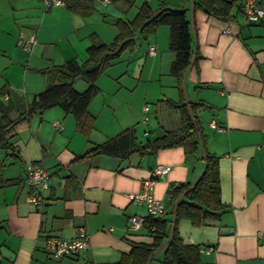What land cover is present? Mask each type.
I'll list each match as a JSON object with an SVG mask.
<instances>
[{"label": "crops", "instance_id": "0c3cea01", "mask_svg": "<svg viewBox=\"0 0 264 264\" xmlns=\"http://www.w3.org/2000/svg\"><path fill=\"white\" fill-rule=\"evenodd\" d=\"M166 1L186 8L189 17V0H93L87 13L65 3L0 0V118L12 121L6 133L11 146L0 148V179L7 180L0 185V264H120L131 243L150 242L144 225L127 229L128 217L147 215L146 206L129 194L139 192L152 169L163 164L169 169L154 180V196L166 203L172 185L192 183L202 170L200 147L193 153L169 147L125 159L107 154L73 158L127 127L143 142L179 126V109L172 103L185 100L182 85L187 101L201 103L196 117L205 149L217 160L225 206L200 223L181 218L179 236L198 245L199 264H264V17L244 20L241 0L227 19L193 7V45L201 57L182 83L169 71L175 56L169 27L159 25L146 37L136 34L133 45L96 79L88 133L58 105L26 114L40 91L62 79L42 70L70 59L81 64L93 42L113 41L118 19L132 20L143 2L156 8ZM259 2L264 6V0ZM31 37L35 40L28 43ZM152 42L157 48L151 56ZM73 85L83 91L88 82L76 78ZM148 97L156 99L143 121ZM212 120L223 130L211 127ZM31 162L50 175L41 210L25 200L30 187L24 172ZM78 226L88 232L87 249L61 259L48 255L46 237L71 239ZM162 256L163 247L157 248L148 264H161Z\"/></svg>", "mask_w": 264, "mask_h": 264}, {"label": "trees", "instance_id": "16d2710c", "mask_svg": "<svg viewBox=\"0 0 264 264\" xmlns=\"http://www.w3.org/2000/svg\"><path fill=\"white\" fill-rule=\"evenodd\" d=\"M92 1L64 0V3L72 10L87 13L92 8ZM237 1L193 0L195 7L219 19L229 18L231 9ZM240 4L238 3V7ZM162 24L169 27V47L175 54L169 71L179 83H182L183 74L189 66L191 57L194 55L191 66L195 67L201 57L198 49H194L187 9L176 7L167 1L160 3L156 8L143 2L132 20L118 19L116 21L118 33L112 42L108 44L93 42L87 49L88 58L81 64L70 59L42 70V72H54L62 79L40 91L27 105L26 114L30 115L58 105L65 112L74 115L78 129L88 133L93 123V116L88 112V104L99 90L96 85L99 73L109 65L112 59L119 56L123 49L133 45L136 34L146 37ZM76 78H83L88 82L86 89L78 91L74 88L73 83ZM172 104L179 109L180 114V124L176 128L166 130L161 136L147 138L142 142L137 140L133 127H127L73 158V161H78L95 154H107L125 159L132 153L154 154L159 149L176 146H181L185 153H193L199 147L202 150L205 170L196 184L191 188H189L190 182L171 186L166 202L167 211L160 216L146 215L144 218L143 225L148 229L152 240L131 243L130 250L122 255L120 264H148L153 251L163 243L170 232L173 205L183 192L176 208L172 236L163 246L161 264H199L198 245L183 242L178 233L177 223L181 218L189 219L192 223H200L214 217L215 212L222 210L225 206L220 199L217 160L205 149V137L196 117V109L201 103L181 100L179 103ZM187 106L190 107L194 119L189 115ZM11 126L12 121L7 117L0 118V148L7 149L11 146L6 137ZM6 182L7 180L0 179V185Z\"/></svg>", "mask_w": 264, "mask_h": 264}, {"label": "built area", "instance_id": "2783aa9c", "mask_svg": "<svg viewBox=\"0 0 264 264\" xmlns=\"http://www.w3.org/2000/svg\"><path fill=\"white\" fill-rule=\"evenodd\" d=\"M45 6L62 5L63 0H42ZM240 12L244 20L251 22H259L264 17V6L259 0H242L240 4ZM34 37L29 38L28 43H33ZM24 49L28 46L24 44ZM157 45L152 42L148 45L147 54L155 55ZM149 104L145 103L142 107L143 121L148 120ZM56 125H59L56 122ZM211 127L218 130H223V127L215 121L210 122ZM168 166L159 164L156 165L151 172V176L146 178L142 183V188L139 192L130 193L129 198L137 204H144L147 209V215L160 216L166 211V203L164 200L154 196V180L164 176L168 171ZM48 170L37 162H31L27 165L24 172V180L30 187V191L25 197V200L41 210L45 203L44 191L49 185ZM144 216L132 215L127 219V229H138L144 223ZM44 249L52 258L61 259L65 256L76 255L89 247V235L84 226H78L75 236L71 239H64L57 236H48L44 239Z\"/></svg>", "mask_w": 264, "mask_h": 264}, {"label": "water", "instance_id": "95a60500", "mask_svg": "<svg viewBox=\"0 0 264 264\" xmlns=\"http://www.w3.org/2000/svg\"><path fill=\"white\" fill-rule=\"evenodd\" d=\"M190 1V12H189V20H190V27H191V32H192V36L193 38L195 37V34H194V29H193V23H192V13H193V7H194V4H193V0H189ZM193 52H194V49H193ZM194 61V55L191 57L190 59V63H189V66L187 67L186 71L184 72L183 76L185 77L186 75V72L187 70L189 69V67L191 66V64L193 63ZM182 88L184 90V85H182ZM185 95V94H184ZM187 101L186 97H185V102ZM188 108V112H189V115L191 116L192 119H194L193 117V114H192V111L190 109L189 106H187ZM205 170V163L203 165V168L202 170L200 171V173L198 174V176L195 178V180H193V182L190 184L189 188H191L192 186H194L197 182V180L201 177V175L203 174ZM184 192L175 200L174 202V205H173V211H172V223H171V229H170V232L167 236V238L163 241V243L158 247V250L161 249L167 242L168 240L171 238L172 236V233H173V229H174V221H175V218H176V208H177V205H178V202L179 200L181 199V197L183 196ZM152 256V255H151ZM151 256L149 258V261L151 259ZM148 261V262H149Z\"/></svg>", "mask_w": 264, "mask_h": 264}, {"label": "rangeland", "instance_id": "374dc122", "mask_svg": "<svg viewBox=\"0 0 264 264\" xmlns=\"http://www.w3.org/2000/svg\"><path fill=\"white\" fill-rule=\"evenodd\" d=\"M242 18H243V17H242ZM243 19H244V18H243ZM181 88H182V86H181ZM182 91H183V93L185 94L186 99H188V98H187V93H186L185 88H184V90H183V88H182ZM155 99H156V98H151V99H150V98L148 97V98L145 100V101H146L145 103H148V104L150 105V103L155 102ZM147 115H148V117H149V114H147ZM140 124H141V122H140Z\"/></svg>", "mask_w": 264, "mask_h": 264}]
</instances>
